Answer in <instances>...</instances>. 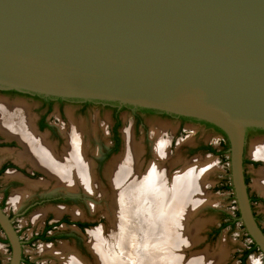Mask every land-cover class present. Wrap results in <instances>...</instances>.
I'll return each instance as SVG.
<instances>
[{"label": "water", "instance_id": "obj_1", "mask_svg": "<svg viewBox=\"0 0 264 264\" xmlns=\"http://www.w3.org/2000/svg\"><path fill=\"white\" fill-rule=\"evenodd\" d=\"M0 90L217 128L239 223L264 256L244 170L246 132L264 130V0H0ZM0 229L8 264H20L21 242L1 208Z\"/></svg>", "mask_w": 264, "mask_h": 264}, {"label": "rangeland", "instance_id": "obj_2", "mask_svg": "<svg viewBox=\"0 0 264 264\" xmlns=\"http://www.w3.org/2000/svg\"><path fill=\"white\" fill-rule=\"evenodd\" d=\"M10 91L12 90H0V102H7L9 105H22L26 109L27 118L29 117L36 131V120L45 110L40 107L37 100L28 98L23 94L9 93ZM79 101L71 100L70 103H65L61 109L55 104L46 116V120L56 130L58 129V132L64 131V134L62 133L64 135L62 149L67 147L70 137L77 130L87 150L86 157L88 159L89 154L96 155L104 146L109 145L110 129L113 125L112 113L115 106L104 102L91 101L86 108H82ZM159 113L161 112L151 114L139 113V122L135 119L131 107L121 110L118 115L121 122L119 132L123 139L122 145L124 144V133L129 132L131 141L140 152L139 163L142 165L141 173L145 172L149 163L151 164L153 161L158 162L157 164L162 167V171L169 181L174 174L182 172L179 170L184 166H186L185 170L188 168H198V172L199 170L202 171L203 168L205 169L204 176L197 175L198 180L202 177L203 179L199 183L200 189L194 190L191 193V198L194 201L184 202V223L181 224L174 221L176 226L172 227L170 231L173 233L169 232V236L172 235L174 238L173 244L170 240L166 245L164 244L165 242L162 243L159 246V253L162 255V252L166 251L164 255L166 259H170L171 261V259L174 260L175 258L179 260V263L183 264L197 257L196 255L208 256L211 260H224L222 263L219 262V264H240L239 259L241 254L249 248V244L251 243L242 225L237 223L233 227H226L218 231L220 226L227 222L223 216H232L237 211L235 201L231 199V196L233 197L232 192L222 190L223 181L228 177L229 173L228 155L226 153L224 156H220L201 150L203 146H211L216 153L220 152L222 143L225 141L224 137L213 127L203 122L197 120L180 121L178 116ZM38 134L50 145L56 143V139L49 134L47 129ZM0 141L3 142L0 146V166L4 162H14L26 170H31L30 162L19 156L23 151L21 146L17 144L9 145L11 141L4 140V138H0ZM158 145L163 148L162 159L155 156V150ZM263 148L264 133L248 132L244 152L246 161L244 170L247 176L248 191L250 194L262 199H264V195L259 191L257 183L260 179L259 173L264 169V159L254 157L253 154L255 151ZM56 150L59 149L56 148ZM121 152L122 146L103 164L101 174L104 182L98 178L95 172L97 182L103 186V189L107 190V193L111 190L105 181L104 170L111 161L121 155ZM251 162H254L255 165ZM8 174L11 176L9 177ZM11 177L13 175L8 173V171L0 174V200L3 199L6 192L3 208L7 213L15 211V205L11 204V198L14 196L20 199V194L22 193L44 194L49 191L61 192V190L56 188L55 182L45 175H40L37 178L22 183L12 182ZM90 199L83 198L73 201L67 205V208L70 209V214L75 215L77 212L79 213L78 217L82 214L84 216L82 219L93 221L94 226L92 228H88L82 233L74 230H65L56 233L66 235V238L62 241L24 246L23 253L25 257L36 264H63L54 255L55 252H45L44 248H51L57 251L61 246H64L68 250L77 253L88 264H95L87 248V235L89 231L98 228H103L105 233H107L108 221L105 217L104 202L94 198L96 210L94 213H90L88 208ZM178 211L179 209H177ZM253 211L259 225L264 230V203H254ZM32 213L19 217L16 221L22 239H26L34 233L30 224H28ZM187 233H189V237L191 236L192 238L193 236L195 239V243L192 245L186 244ZM181 241L184 242L181 244ZM192 241L194 240L192 239ZM173 248L174 253L172 254ZM9 258L10 251L8 245L0 232V264H7ZM123 259L125 260V258ZM244 264H264V256L259 251L253 252L246 258Z\"/></svg>", "mask_w": 264, "mask_h": 264}, {"label": "bare ground", "instance_id": "obj_3", "mask_svg": "<svg viewBox=\"0 0 264 264\" xmlns=\"http://www.w3.org/2000/svg\"><path fill=\"white\" fill-rule=\"evenodd\" d=\"M0 133L6 139H16L23 148L20 158L43 171L55 182L57 189L68 193L82 191L86 198H91L88 203L90 213L96 210L94 198L104 202L108 234L103 228H98L87 235V248L95 264H183L175 258L171 261L166 259V251L162 252V256L159 246L170 241L173 244L174 238L169 236V232L176 226L174 221L184 223V202L194 201L191 193L200 189L199 183L203 177L198 180L197 175L204 176V168L198 172V168L185 170L184 166V170H179L182 172L174 174L169 181L162 167L153 161L141 173L139 149L131 141L130 133L125 132L121 155L111 161L103 173L111 190L107 193L97 182L92 161L86 157L87 150L77 130L70 137L67 147L63 148L62 154L56 155L52 146L34 130L22 105L0 102ZM159 145L155 156L162 159L163 148ZM253 155L264 159V148ZM261 171L257 187L264 195V169ZM17 199L19 197H12L11 203ZM78 215L76 212L74 216ZM44 250L55 252L54 255L63 264H88L64 246L57 251L51 248ZM171 252L174 253V248ZM219 262L223 261L201 255L186 264Z\"/></svg>", "mask_w": 264, "mask_h": 264}, {"label": "flooded vegetation", "instance_id": "obj_4", "mask_svg": "<svg viewBox=\"0 0 264 264\" xmlns=\"http://www.w3.org/2000/svg\"><path fill=\"white\" fill-rule=\"evenodd\" d=\"M9 93L12 94H23L26 95L28 98L35 99L39 102L40 107L44 109V113L41 114L37 120H36V132L40 133L41 131L47 129L50 135L56 139V143L51 144L53 151L56 155L62 154L63 149L61 146L64 143V131L58 132V129L54 128L51 124H49L46 120V116L50 113L53 106L55 104L58 105L59 109L65 104L70 103L71 100H63L60 98H53V97H44V96H38V95H32L27 93H21L16 91H10ZM76 101V100H74ZM79 101V100H77ZM81 103L82 108H86L90 103L88 101H79ZM107 104V103H106ZM114 109L112 113L113 118V125L110 129V142L109 145L104 146L102 150L98 151L96 155L89 154L88 159L92 161L93 167L95 169L94 172H96L98 178L104 182L102 178L101 171H103V164L107 162L113 154H115L120 147L122 146L123 139L121 138L119 127L121 125L120 119H119V112L123 109H127L128 107H123L118 104L114 103ZM134 114L135 119L139 122L140 117L139 113H157L155 111L150 110H143V109H133L131 108ZM161 114V113H159ZM165 115V114H163ZM180 121H194L193 119L183 118L179 117ZM207 125V124H206ZM248 132H255V133H264V130L259 129H249L246 132V136ZM63 133V134H62ZM66 137V136H65ZM0 138H4V140H10L11 143L9 145H19L21 146L16 139H6L0 134ZM3 142L0 141V146ZM22 147V146H21ZM58 148L59 150H56ZM246 161L244 159V165ZM253 165H255L254 162H251ZM31 170H26L24 167H21L19 164H15L14 162H4L0 166V174L3 172L8 171V173H11L13 177H11L12 182L22 183V182H28L33 178H37L40 175H45L43 171L40 169L33 167L30 164ZM48 177V176H47ZM49 178V177H48ZM50 179V178H49ZM245 179H247V176L245 174ZM52 180V179H50ZM53 181V180H52ZM249 193V191H248ZM16 194V193H15ZM14 195V194H13ZM6 192L4 193V197L2 200H0V208L4 211V204H5V198ZM83 198H86V196L83 194L82 191H78L76 193H68L65 191L56 192V191H49L44 194H27L22 193L20 194V199L16 200L15 203H11L13 206L15 205V211H11L9 213H4L7 215V217L11 220L12 226L14 230L16 231L19 240L21 242V262L20 264H36L32 261H30L27 257H25L23 253V247L24 246H32L36 243L39 244H49L55 241H62L66 238L65 234H56L65 230H74L76 232L82 233L86 231V229H90L94 226L93 221L90 219H82L84 216L80 215L74 216L70 214V209L67 208V205L70 204L73 201H78ZM250 203L253 210V204L256 202H262L264 203V199L252 195L249 193ZM46 206V207H45ZM32 213L29 217V223L32 227V232H34L30 237L26 239L21 238L20 230L17 228L16 221L19 217H23L29 213ZM254 213V211H253ZM255 215V213H254ZM256 221L258 222V219L255 215ZM33 222V223H32ZM34 224V225H32ZM28 226V225H27ZM260 226V225H259ZM261 227V226H260ZM262 228V227H261ZM35 229V230H34ZM264 232V230L262 229ZM0 232L3 235L2 230L0 229ZM3 238L5 239L6 244L8 245L6 238L3 235ZM8 249L10 251V247L8 245ZM11 253V252H10ZM244 253V252H243ZM239 259V263L241 264V258ZM10 259V258H9ZM246 260V259H245ZM9 262V261H8ZM245 262V261H244ZM8 264V263H7Z\"/></svg>", "mask_w": 264, "mask_h": 264}, {"label": "trees", "instance_id": "obj_5", "mask_svg": "<svg viewBox=\"0 0 264 264\" xmlns=\"http://www.w3.org/2000/svg\"><path fill=\"white\" fill-rule=\"evenodd\" d=\"M208 125V124H207ZM211 126V125H209ZM213 127V126H211ZM214 128V127H213ZM217 132H219L225 139L224 143H222V146H221V151L220 152H217L211 147V146H203L201 147V150H204L210 154H216V155H220V156H224L226 154V151H227V148H228V144H227V141H226V138L225 136L217 129V128H214ZM245 182L247 184V179H245ZM222 190L226 191V192H232V188L230 186V181H229V178L226 177L225 180L223 181V185H222ZM231 199H233V197L231 196ZM227 222L226 223H223L219 230H222L223 228H226V227H233L235 226V224L239 223V214L237 211L234 212V214L232 216L230 215H225L223 216ZM258 251L257 247L251 242L249 244V248L244 251L243 255H242V258H241V264H244V261L245 259L253 252H256Z\"/></svg>", "mask_w": 264, "mask_h": 264}]
</instances>
